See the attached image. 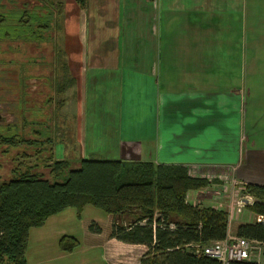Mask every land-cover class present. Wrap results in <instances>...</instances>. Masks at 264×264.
<instances>
[{
	"label": "crops",
	"instance_id": "crops-1",
	"mask_svg": "<svg viewBox=\"0 0 264 264\" xmlns=\"http://www.w3.org/2000/svg\"><path fill=\"white\" fill-rule=\"evenodd\" d=\"M50 1L56 83L68 85L59 115L78 117L91 158L180 164L208 182L217 169L221 191L204 206L227 212V236L256 222L251 206L234 204L247 184L264 187V0ZM91 91L104 96L99 108ZM199 193L186 200L202 206ZM85 210L74 212L77 228L66 209L31 228L26 264H138L143 250L127 249L144 245L90 232ZM64 235L78 241L72 251L59 249Z\"/></svg>",
	"mask_w": 264,
	"mask_h": 264
},
{
	"label": "trees",
	"instance_id": "trees-1",
	"mask_svg": "<svg viewBox=\"0 0 264 264\" xmlns=\"http://www.w3.org/2000/svg\"><path fill=\"white\" fill-rule=\"evenodd\" d=\"M38 1L42 4V0ZM28 4L25 0H0V41L31 42L44 38L53 45L56 62L53 36L56 6L49 5L51 11H47L46 7ZM55 62L49 64L53 69L51 80L55 79L50 82L52 94L46 81L44 91L36 97L31 96L26 86L19 95L25 106L23 110L29 109L30 114L42 115L43 119L60 108L59 95L68 86L56 83ZM22 65L24 71L28 64ZM25 77L24 85L27 84ZM48 105L52 110L46 114L42 109ZM32 115L21 117L23 130L35 123L30 120ZM39 125L37 130L30 128L29 133L17 132L19 125L16 127L14 123L8 126V132L0 126L3 153L27 145L30 150H16L15 158L32 160V155L38 159L26 162L25 169L21 160L13 161L10 176L0 179V264H26L29 230L42 226L47 217L69 207H74L79 216L86 204L111 215V238L147 247L138 264H218L201 253L196 254L193 246L226 238L228 214L211 206L192 205L186 200L189 190L209 184L206 179L190 176L180 164L151 161L82 158L77 167L72 168L68 160L54 157L57 132L46 122L41 121ZM12 126L16 130L11 129ZM39 161L42 167H38ZM245 193L256 198L251 210L264 215V187L247 184ZM88 230L101 232L94 221ZM235 235L264 243V224L241 223ZM77 245L78 241L69 235L62 236L58 242L59 249L65 252Z\"/></svg>",
	"mask_w": 264,
	"mask_h": 264
},
{
	"label": "rangeland",
	"instance_id": "rangeland-1",
	"mask_svg": "<svg viewBox=\"0 0 264 264\" xmlns=\"http://www.w3.org/2000/svg\"><path fill=\"white\" fill-rule=\"evenodd\" d=\"M28 2V6L30 3H35L37 5L46 7L47 11H51V1L50 0H44L42 1V4L38 0H25ZM54 2V0H52ZM53 36L55 38V33L53 32ZM61 41V39H60ZM52 44L45 42L44 38L41 39H36L33 41H28V42H22V41H7L3 40L0 41V60L3 61V63H0V114H4L5 116L3 119H0V126H3V128L8 132V126L12 125V123L19 125L17 128V132L19 133H29L30 128H34L37 130L40 126V122L42 121L43 124H46L54 131L56 132H64V141L61 140L59 135L57 134L61 140L57 141L55 140L54 143V157L55 159H66L70 162L72 168H76L78 165V162L82 158H91L94 157L93 154H89V150L87 148H84L82 145V142L80 141V145L77 141L78 138V129L80 126L79 119L78 117H70V116H62V111L59 115V110H55L54 112L51 111L50 117L48 116V119L42 117V115H32V111L29 109L24 112L23 108L25 107L23 105L22 99L19 96V89L22 88L23 86L27 87V91L31 93V96L34 98L37 96V93L44 91V87H40V85L44 84L46 82L50 87L49 94H52L51 92V83L50 82H55V79L52 81L51 78L53 77L52 71L53 69L49 65L50 63L55 62V55L54 52L52 51ZM54 50V49H53ZM60 56H63V54H60ZM52 60V62H51ZM62 61V60H61ZM9 62V63H8ZM8 63V65H7ZM21 63H24V65L28 64L26 66V69L23 71V65L21 66ZM62 64V62H61ZM51 68V69H50ZM52 70V71H51ZM54 73V72H53ZM25 77L26 85L21 84L23 77ZM37 86V88H36ZM41 88V90H40ZM53 88V87H52ZM39 90V91H38ZM92 94L94 95L93 98L94 100L91 101V104L95 106V108H99L100 105H102L104 101V96L102 92L100 91H91ZM54 93V92H53ZM67 95V94H65ZM132 98V96L130 95ZM39 101H36V103ZM51 106H45L44 109H42L43 112L49 113ZM50 108V109H49ZM90 114L92 112V107L90 106ZM27 109V108H26ZM99 111V109H98ZM11 113V119L9 117V114ZM30 116V120L35 121V123H31L30 127L23 130L22 129V120L21 117L24 115ZM89 114V115H90ZM110 114L114 115L116 114L115 111L110 112ZM60 116V118H59ZM108 116V115H106ZM7 119H10L8 121ZM101 119L103 117L99 116V124H101ZM46 120V121H45ZM30 122V121H29ZM57 125V123H59ZM67 122H70L69 127L67 126ZM16 127H10L11 129H15ZM62 149H61V145ZM88 147V145H87ZM30 150V148L27 145H19L16 148L10 149L9 152L3 153L1 148H0V179L4 177H9L10 176V171L14 167V162H17L18 160H21V156H17L15 158L14 153L16 150ZM14 156V157H13ZM32 160H25V161H20L23 163L24 169H25V164L26 162L32 161L36 162L38 159H34V157L31 155ZM38 162V161H37ZM22 166V167H23ZM42 161H39L38 167H42ZM38 167L37 170L41 169ZM186 167V166H184ZM213 168H218V167H213ZM187 169V168H186ZM196 169V168H194ZM201 169V166H198L197 170ZM210 169V175L211 177V182L209 181V184L206 187L199 188L197 190H200L201 193H199V199L201 200V205H208L209 203L207 202L208 198L212 196L213 194L220 192L221 187L219 185L215 184L214 179H218L217 176V169L212 170ZM222 172V171H221ZM208 174V173H206ZM217 183V182H216ZM220 188V189H219ZM211 201V199H210ZM89 208L93 211H87L85 210L82 218L83 221L87 223V228L89 224L94 221L96 222L101 230L103 231V234L111 229V221L108 222V217L111 218V215H108L105 211L94 207L93 205H89ZM75 208L69 207L66 209L65 214L63 217L66 218V222H68V226L77 228L78 223L74 222L72 219L75 218L74 212ZM248 211L244 212V218L243 221H246L247 217L246 214ZM77 220V219H76ZM112 220V218L110 219ZM230 228V226H229ZM77 237L79 239H82V235L79 230H77ZM78 246V245H77ZM129 249H127V255L131 256L132 252L135 254L138 252V250L142 249V252H145L146 246L144 247H130L128 246ZM142 254L140 253V256ZM30 261V259H29ZM133 262V259H132ZM134 263V262H133ZM135 264V263H134Z\"/></svg>",
	"mask_w": 264,
	"mask_h": 264
},
{
	"label": "built area",
	"instance_id": "built-area-1",
	"mask_svg": "<svg viewBox=\"0 0 264 264\" xmlns=\"http://www.w3.org/2000/svg\"><path fill=\"white\" fill-rule=\"evenodd\" d=\"M256 198L251 194L238 197L234 207L240 212L245 206H252ZM256 222L264 224V215L257 214ZM195 253H201L215 260L218 264H236L255 262L264 264V243L255 239L240 236H227L222 240L213 241L207 245H194Z\"/></svg>",
	"mask_w": 264,
	"mask_h": 264
},
{
	"label": "flooded vegetation",
	"instance_id": "flooded-vegetation-1",
	"mask_svg": "<svg viewBox=\"0 0 264 264\" xmlns=\"http://www.w3.org/2000/svg\"><path fill=\"white\" fill-rule=\"evenodd\" d=\"M21 84H23V83L21 82ZM23 85H24V84H23ZM42 86H43V85L41 84L40 87L42 88ZM25 88L27 89V87H25ZM25 88H24V89H25ZM36 88H37V86H36ZM41 88H40V90H41ZM24 89H23V87L19 89V95L21 94V91L24 90ZM37 89H38V88H37ZM24 112H26V111H24ZM4 116H5V113H4V114H0V119H3ZM9 117H10V119L12 118V117H11V113L9 114ZM10 119H7V120L10 121Z\"/></svg>",
	"mask_w": 264,
	"mask_h": 264
}]
</instances>
